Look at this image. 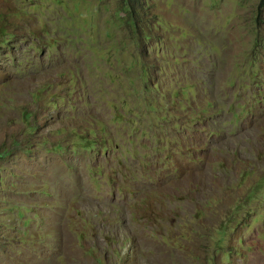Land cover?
Instances as JSON below:
<instances>
[{
  "label": "rangeland",
  "instance_id": "obj_1",
  "mask_svg": "<svg viewBox=\"0 0 264 264\" xmlns=\"http://www.w3.org/2000/svg\"><path fill=\"white\" fill-rule=\"evenodd\" d=\"M0 264H264V0H0Z\"/></svg>",
  "mask_w": 264,
  "mask_h": 264
},
{
  "label": "trees",
  "instance_id": "obj_2",
  "mask_svg": "<svg viewBox=\"0 0 264 264\" xmlns=\"http://www.w3.org/2000/svg\"><path fill=\"white\" fill-rule=\"evenodd\" d=\"M136 12L139 11V10H135Z\"/></svg>",
  "mask_w": 264,
  "mask_h": 264
}]
</instances>
